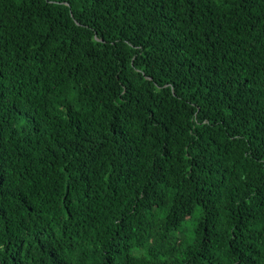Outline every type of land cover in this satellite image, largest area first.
I'll return each mask as SVG.
<instances>
[{
  "label": "trees",
  "instance_id": "trees-1",
  "mask_svg": "<svg viewBox=\"0 0 264 264\" xmlns=\"http://www.w3.org/2000/svg\"><path fill=\"white\" fill-rule=\"evenodd\" d=\"M0 264H264V0H0Z\"/></svg>",
  "mask_w": 264,
  "mask_h": 264
}]
</instances>
